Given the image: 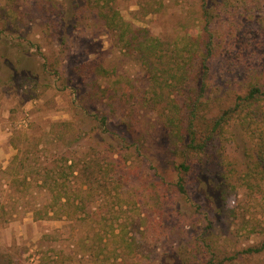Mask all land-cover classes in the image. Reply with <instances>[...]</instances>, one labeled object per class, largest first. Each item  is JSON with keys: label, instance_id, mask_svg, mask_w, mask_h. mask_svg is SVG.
<instances>
[{"label": "rangeland", "instance_id": "374dc122", "mask_svg": "<svg viewBox=\"0 0 264 264\" xmlns=\"http://www.w3.org/2000/svg\"><path fill=\"white\" fill-rule=\"evenodd\" d=\"M46 1L57 4L0 0V23L36 54L30 56L34 65L22 66L40 72V51L49 61L60 59L65 65H72L71 60L100 65L83 86L85 97L90 107L108 115L112 133L123 136L129 129L121 124L131 122L134 136H128V148L115 154L121 158L117 190L100 189L81 216L48 214L47 209L60 203L53 202L45 168L67 150L68 128L77 118L71 103L74 91L45 72L40 79L1 84L0 264H177L175 255L188 254L197 236L205 237L201 249L211 244L217 254L230 256L263 241L264 197L259 191L251 195L238 177L217 189L209 181L198 185L192 176L186 194L163 200V192L170 193L177 179L176 159L168 147L166 101L153 97L135 50L125 49L96 16L80 18L76 27L67 21L56 29L54 18L44 13ZM138 1L117 0L115 6L127 23L143 29L141 36L148 33L182 47L184 38L201 35L205 21L200 0H141L149 2L144 8ZM211 22L217 54L210 62L207 97L212 114H217L218 100L227 107L233 96L247 91L250 81L264 84V0H229L217 5ZM65 33L68 38L61 42L59 36ZM253 112L246 115L249 120ZM263 123L255 116L253 136L260 134L257 124ZM223 136L231 139L232 131ZM222 190L226 201L218 206ZM232 264H264V253L238 256Z\"/></svg>", "mask_w": 264, "mask_h": 264}, {"label": "trees", "instance_id": "16d2710c", "mask_svg": "<svg viewBox=\"0 0 264 264\" xmlns=\"http://www.w3.org/2000/svg\"><path fill=\"white\" fill-rule=\"evenodd\" d=\"M116 2L117 0H71V3L69 1L65 4L57 0L58 5L50 1L43 4L46 7V17L54 18L56 29L62 28L67 21H73L72 25L76 27L78 20L83 17L96 16L108 31L117 34L125 49H134L137 53L143 71L154 88L153 97H161L170 109L167 117L170 131L168 147L176 159L177 179L172 184L170 193L163 192V200L186 194L192 176L198 185L209 181L217 189H223L238 177L251 195L258 194L256 191H259L264 197V123L257 124L260 134L252 135L255 116L262 117L264 121V84L258 79L250 81L247 91L233 96L232 103L227 107H222L223 99L218 100L217 104L221 108L217 114H212V102L207 97L210 62L217 54L212 40L211 18L215 16L217 5H225L229 0H200L201 18L205 21L201 35L184 38L182 47L177 41L172 43L159 36H148L146 31V35L141 36L139 32L143 29L136 30L132 24L127 23L116 8ZM138 2L143 8L149 4L142 3L141 0ZM5 28L0 23V85L40 79L41 72H45V75L59 78L65 89L74 91L75 97L71 103L77 118L74 123L70 122L68 128L71 136L64 144L67 150L55 155L52 159L54 164L45 168L47 178L51 177L52 182L45 181L53 192V202L56 200L55 204L60 203L57 208L47 209L48 214L52 211L61 219L64 216H81L87 210V202L94 200L100 189L106 190L110 186L116 189L120 184L121 158H115V154L128 148V136H134L131 133L133 123L122 122L126 123L121 124L122 126L128 125L125 128L129 131L126 134L123 132V136L114 134L109 127L108 115L101 113L98 108L90 107L92 104L85 97L87 88L83 90V86L89 85L100 65H93L89 60H71L72 65H65L60 59L49 61L40 51L44 59L39 65L40 72L37 73L38 69L34 66L30 71L22 64L34 65L31 57L36 54L27 50L18 38L9 36L12 32ZM59 38L63 42L68 36L65 33ZM9 74L11 76L8 78ZM100 94L103 96V92ZM249 111H254L250 120L246 117ZM226 130L232 131L231 139H224ZM222 166H225L224 170ZM219 169L222 170L219 172ZM240 172L242 176H238ZM262 174V177L257 178ZM117 197L122 198L121 194ZM225 201L226 193L222 190L218 206L221 203L225 205ZM207 212L206 210V215H209ZM198 238H193V247L186 250L188 254L175 255L177 264H232L238 256L249 257L264 253V240L250 244L240 250L239 254L230 256L217 254L211 244L209 250V246H202L201 249L200 244L204 243L202 239L205 237ZM121 239L124 242L122 236ZM200 250L203 254H199ZM5 264L11 263L7 261Z\"/></svg>", "mask_w": 264, "mask_h": 264}]
</instances>
